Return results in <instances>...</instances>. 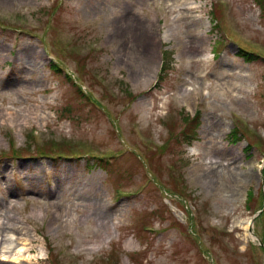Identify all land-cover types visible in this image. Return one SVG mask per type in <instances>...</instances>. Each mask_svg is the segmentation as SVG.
I'll return each mask as SVG.
<instances>
[{
	"label": "rangeland",
	"instance_id": "374dc122",
	"mask_svg": "<svg viewBox=\"0 0 264 264\" xmlns=\"http://www.w3.org/2000/svg\"><path fill=\"white\" fill-rule=\"evenodd\" d=\"M0 227V264H264V0H0Z\"/></svg>",
	"mask_w": 264,
	"mask_h": 264
},
{
	"label": "bare ground",
	"instance_id": "6f19581e",
	"mask_svg": "<svg viewBox=\"0 0 264 264\" xmlns=\"http://www.w3.org/2000/svg\"><path fill=\"white\" fill-rule=\"evenodd\" d=\"M134 17L135 15H127L122 19L121 24L117 23V25H115L116 31H114L115 37H113V39L120 41V47L121 45L125 44V46L128 48L129 44L131 45V49L134 47L135 49L137 48L138 54H140L141 58L145 61V65H154L156 62L155 50L149 49V46L143 45L145 43L144 36H142L144 33L143 27L146 31V24L141 23L136 18L134 19ZM28 53L29 57H32L33 51H28ZM193 94L194 93L185 92L183 96L185 99H190L193 97ZM213 104L214 102L209 103L211 107L214 106ZM249 227H251L250 223L245 224L246 229H249Z\"/></svg>",
	"mask_w": 264,
	"mask_h": 264
},
{
	"label": "trees",
	"instance_id": "16d2710c",
	"mask_svg": "<svg viewBox=\"0 0 264 264\" xmlns=\"http://www.w3.org/2000/svg\"><path fill=\"white\" fill-rule=\"evenodd\" d=\"M196 120V119H195ZM185 135H188L189 137H187L188 139H194V137L196 138V135L193 134V135H189L188 133L185 134ZM185 140H187L186 138H184Z\"/></svg>",
	"mask_w": 264,
	"mask_h": 264
},
{
	"label": "water",
	"instance_id": "95a60500",
	"mask_svg": "<svg viewBox=\"0 0 264 264\" xmlns=\"http://www.w3.org/2000/svg\"><path fill=\"white\" fill-rule=\"evenodd\" d=\"M261 215V212L258 213V215H256L253 219H252V223L256 220L257 217H259Z\"/></svg>",
	"mask_w": 264,
	"mask_h": 264
}]
</instances>
